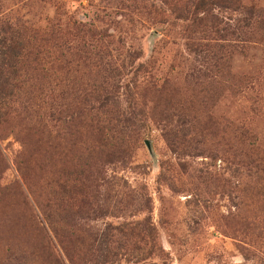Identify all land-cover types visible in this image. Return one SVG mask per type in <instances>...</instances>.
Returning <instances> with one entry per match:
<instances>
[{
	"label": "rangeland",
	"instance_id": "374dc122",
	"mask_svg": "<svg viewBox=\"0 0 264 264\" xmlns=\"http://www.w3.org/2000/svg\"><path fill=\"white\" fill-rule=\"evenodd\" d=\"M0 71V264H264V0H0Z\"/></svg>",
	"mask_w": 264,
	"mask_h": 264
},
{
	"label": "trees",
	"instance_id": "16d2710c",
	"mask_svg": "<svg viewBox=\"0 0 264 264\" xmlns=\"http://www.w3.org/2000/svg\"><path fill=\"white\" fill-rule=\"evenodd\" d=\"M75 25L74 26H77L78 24H81L80 22H76V21H74L73 22ZM1 58H2V60H4V58L5 57H3V55L1 56ZM1 72L2 71H0V79H3V78H1V77H3V75H1ZM101 248H103V251H101V252H98V264H108V262H111L112 263V260H111V258L110 259H108V256H110V255H113V256H111V257H114L115 258V256L117 255V254H115V253H111L110 252V249H109V247H107V245H105V246H102ZM67 256V255H66ZM146 258V256L144 255V257L143 258H140L139 259V261H142V260H144ZM69 259V258H68ZM71 260V259H70Z\"/></svg>",
	"mask_w": 264,
	"mask_h": 264
}]
</instances>
